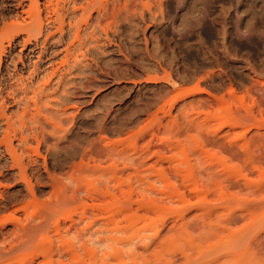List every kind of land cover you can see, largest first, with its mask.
Segmentation results:
<instances>
[{
  "label": "rangeland",
  "instance_id": "rangeland-1",
  "mask_svg": "<svg viewBox=\"0 0 264 264\" xmlns=\"http://www.w3.org/2000/svg\"><path fill=\"white\" fill-rule=\"evenodd\" d=\"M101 1L0 0V264H264V0Z\"/></svg>",
  "mask_w": 264,
  "mask_h": 264
},
{
  "label": "bare ground",
  "instance_id": "bare-ground-1",
  "mask_svg": "<svg viewBox=\"0 0 264 264\" xmlns=\"http://www.w3.org/2000/svg\"><path fill=\"white\" fill-rule=\"evenodd\" d=\"M50 2H53L54 1V7L52 6H50L51 7V9L53 10V12H52V14H54V16L55 17H53L52 18V24H54V32L56 31V30H58V33H59V35H56V36H58V44H61L62 43V45H61V47H63L64 45H63V43H64V35H63V29H65L66 27H64L63 28V26H64V24H65V17H67V16H69V18L71 19V18H74V24H71V26H76V24H78L79 22H80V20L81 21H83L84 20V23L85 24H87L88 25V23H89V20L91 19L90 17H92V14H91V12H92V10L98 5V7H101L102 5H100V3L102 2L101 0L99 1V0H84V3H83V1L81 2V0H71V1H69V5L68 6H70V7H66V5H65V2H63V5L62 4H59V2L61 1V3H62V0H49ZM66 1V0H65ZM112 1H115V0H112ZM142 0H140L139 2H141ZM188 1V0H187ZM67 3V2H66ZM102 4V3H101ZM62 5V7L59 9V7ZM100 5V6H99ZM134 5L135 4H131V3H129V2H127V0L125 1H122V2H120V1H116L115 3H113L112 4V6L108 9V8H106V6L107 7H109V5L108 4H106L105 5V8H104V10H102L101 12H98V17L96 16V18H95V25L99 28V30H101V31H105V28L106 29H108V28H111V27H109L110 25H112V23L113 22H115L116 20H119V18H127V17H129L130 16V14L132 15V11L135 9L134 8ZM206 6V5H205ZM98 7L96 8L97 9V11H98ZM100 9H103V8H100ZM106 9V10H105ZM60 10V11H59ZM190 10H191V7H190ZM77 16H79L78 18H77ZM52 17V16H51ZM87 17V18H86ZM50 18V17H49ZM77 18V19H76ZM84 18V19H83ZM241 20H242V16H240L239 17V19H238V23L239 22H241ZM117 22V21H116ZM68 23H69V25H70V21H68ZM40 24V23H39ZM69 25L67 26L68 27V29H71V28H69ZM114 25V24H113ZM112 25V26H113ZM238 26H240V23H239V25ZM93 27V26H92ZM95 27V26H94ZM108 27V28H107ZM75 28V27H74ZM252 29L254 30V29H256V30H259V26L257 25H255V22L253 23V27H252ZM251 29V30H252ZM92 30H93V28H92ZM261 31V30H260ZM54 32H52V33H50V36H51V38L52 39H54ZM57 32V31H56ZM91 33H93V31L91 32ZM104 34V33H103ZM107 34V33H106ZM106 36V38H108V35H105ZM105 38V37H104ZM56 39V40H57ZM249 40H250V42H253V41H251L252 39L251 38H249ZM257 40V39H256ZM258 41V40H257ZM56 43V44H57ZM65 43H66V41H65ZM67 45V44H66ZM45 49V48H44ZM66 49V50H65ZM64 51H67L68 50V47H66V48H64L63 49ZM43 51V50H42ZM43 52H46L45 50L43 51ZM67 53V52H66ZM65 53V54H66ZM56 54V51L55 50H52L50 53H49V55L50 56H52V55H55ZM64 61V60H63ZM63 63V62H62ZM62 66V65H61ZM34 68H35V65H34ZM33 68V70L34 71H36L35 69ZM32 70V71H33ZM58 67H53L52 66V68H51V72H50V74L51 75H55V74H57L58 73ZM33 71V72H34ZM31 74V73H30ZM33 74V73H32ZM61 75H62V73H61ZM165 77H169L168 75L167 76H165ZM255 80L256 81H258L262 86L264 85V78L262 79V78H260V77H258V76H255ZM200 91H201V89H199ZM235 91V88L233 87V85L232 84H229V87L227 88V90H226V92H228L229 94H233V93H235L234 92ZM248 91V88L247 89H245V92H247ZM206 93H208L210 96H212L213 98H215V99H220L219 97H217L215 94H212L211 92H207L206 91ZM248 93V92H247ZM252 95V94H251ZM244 96H245V94L243 95V96H241L240 98H244ZM249 97L251 98V101H252V103L253 104H255L256 102H257V100H256V98L252 95V96H250V94H249ZM222 98H224V96H222ZM257 104V103H256Z\"/></svg>",
  "mask_w": 264,
  "mask_h": 264
}]
</instances>
